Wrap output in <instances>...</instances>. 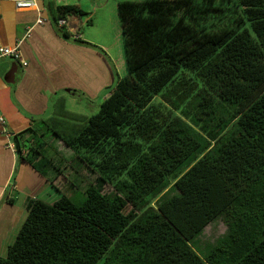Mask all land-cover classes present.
I'll use <instances>...</instances> for the list:
<instances>
[{
    "label": "trees",
    "instance_id": "trees-1",
    "mask_svg": "<svg viewBox=\"0 0 264 264\" xmlns=\"http://www.w3.org/2000/svg\"><path fill=\"white\" fill-rule=\"evenodd\" d=\"M116 14L126 75L84 124L44 122L94 184L78 202L29 200L0 264H264V0L120 1ZM40 150L27 163L45 175Z\"/></svg>",
    "mask_w": 264,
    "mask_h": 264
},
{
    "label": "crops",
    "instance_id": "crops-1",
    "mask_svg": "<svg viewBox=\"0 0 264 264\" xmlns=\"http://www.w3.org/2000/svg\"><path fill=\"white\" fill-rule=\"evenodd\" d=\"M58 1L41 2L37 10H19L12 0H0V47H18L27 64L0 60V115L9 134L6 137L0 125V255L2 246L15 240L28 201L37 199L35 192L49 185L59 191L55 182L64 178L58 169L48 173L52 165L41 175L27 163L44 145L39 126L64 112L76 114L79 111L70 104L95 98L111 83V64L95 51L102 52L101 43L88 38L83 29L94 27L92 7L81 1ZM118 2L99 0L97 6L109 7L117 20ZM61 6H76L85 15L69 17L58 28L53 14ZM41 164L34 161V167Z\"/></svg>",
    "mask_w": 264,
    "mask_h": 264
},
{
    "label": "rangeland",
    "instance_id": "rangeland-1",
    "mask_svg": "<svg viewBox=\"0 0 264 264\" xmlns=\"http://www.w3.org/2000/svg\"><path fill=\"white\" fill-rule=\"evenodd\" d=\"M72 3L76 1H81V3H86L88 7L91 8L92 21L94 27L85 26L83 29L87 30V36L94 42H99L102 45V52L97 49L95 51L107 57L106 60L111 64V83L109 86L105 87L101 92L96 94L95 98L89 99V101L82 100L78 103H72V110L77 109L79 112V118L73 119V116H62L59 118L62 122L57 123L55 128L50 127L49 129L56 130L59 134H64L68 129L76 123L84 124L86 117L95 115L98 112L99 106L104 100V98L109 95L114 87L117 79L122 78L126 75V68L123 58V49L120 37V31L118 26V19L113 18V11L104 5L99 8L97 2L99 0H65ZM105 1V0H104ZM112 0H109V3ZM117 1H142V0H117ZM61 0L58 1L60 3ZM102 5V4H101ZM100 5V6H101ZM103 14V15H102ZM91 17V15H90ZM96 49V48H94ZM86 104L88 107H86ZM76 110V111H77ZM70 113V112H69ZM41 131L40 137L44 142L42 146V154L50 162L53 168L49 169L48 173H53L57 169L61 171L64 178H60L55 182L57 188L56 190L50 185L44 190H38L35 192L37 200L43 201L47 204H52L60 197L66 196L73 202H78L83 199L84 190L89 186L94 184L95 176L88 171L84 165L75 158L73 153L63 145L59 147V140L54 136L53 131L48 130L46 126H39V132ZM71 134V133H69ZM50 177V176H49ZM71 182L73 185H71ZM14 180L11 181V184ZM51 183V182H49ZM112 190L109 187H105L103 190L104 194H109ZM130 207H127L125 212L128 213ZM23 223V222H22ZM226 231V227L222 220H215L210 223L202 232L201 235L196 239L195 250L198 253H203L206 246L213 245L216 240L223 236ZM11 245V242L7 246H2L0 258L4 259L6 257L7 247ZM5 247V248H4Z\"/></svg>",
    "mask_w": 264,
    "mask_h": 264
},
{
    "label": "built area",
    "instance_id": "built-area-1",
    "mask_svg": "<svg viewBox=\"0 0 264 264\" xmlns=\"http://www.w3.org/2000/svg\"><path fill=\"white\" fill-rule=\"evenodd\" d=\"M14 2L15 8L19 10H37V5L44 1H56V0H12ZM37 23H41L40 20ZM66 21L64 19L57 20V27L62 28L65 26ZM2 59H10L12 61L17 62L22 67H26V62L23 60L21 53L18 47L15 48H7L0 47V60ZM0 125L2 126V132L5 136H9L8 132L5 129L4 118L0 115Z\"/></svg>",
    "mask_w": 264,
    "mask_h": 264
}]
</instances>
